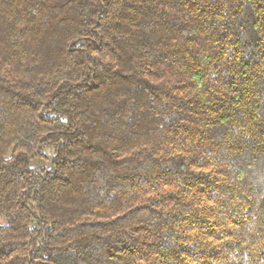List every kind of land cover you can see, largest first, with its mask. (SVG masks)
Masks as SVG:
<instances>
[{"label":"trees","instance_id":"1","mask_svg":"<svg viewBox=\"0 0 264 264\" xmlns=\"http://www.w3.org/2000/svg\"><path fill=\"white\" fill-rule=\"evenodd\" d=\"M0 264H264V0H0Z\"/></svg>","mask_w":264,"mask_h":264},{"label":"rangeland","instance_id":"2","mask_svg":"<svg viewBox=\"0 0 264 264\" xmlns=\"http://www.w3.org/2000/svg\"><path fill=\"white\" fill-rule=\"evenodd\" d=\"M35 164H38V162H35ZM40 164H42V163H40Z\"/></svg>","mask_w":264,"mask_h":264}]
</instances>
